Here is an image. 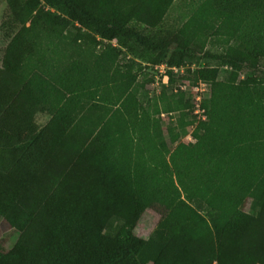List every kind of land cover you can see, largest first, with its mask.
I'll return each mask as SVG.
<instances>
[{
	"label": "trees",
	"instance_id": "trees-1",
	"mask_svg": "<svg viewBox=\"0 0 264 264\" xmlns=\"http://www.w3.org/2000/svg\"><path fill=\"white\" fill-rule=\"evenodd\" d=\"M4 2L0 264H264V77L241 78L264 68V0H199L176 27V0ZM197 53L220 64L184 76L207 119L169 146L134 69L166 63L164 111L192 112L173 69Z\"/></svg>",
	"mask_w": 264,
	"mask_h": 264
},
{
	"label": "rangeland",
	"instance_id": "rangeland-1",
	"mask_svg": "<svg viewBox=\"0 0 264 264\" xmlns=\"http://www.w3.org/2000/svg\"><path fill=\"white\" fill-rule=\"evenodd\" d=\"M199 0H176L172 8L170 9L166 24L168 26L176 27L180 25V22H184L188 19L189 16L197 8V3ZM6 9V4L4 0H0V66L2 65L3 56L5 53V49L9 43L10 36H11V29L9 21L3 20V13ZM181 22V23H182ZM113 44H117L116 41ZM102 49V48H101ZM101 49L97 50L94 54L95 56H99L101 53ZM222 50V46L218 43L212 47L211 52H218ZM169 53L165 55V57H169ZM133 58V57H132ZM93 60H96V57H93ZM124 57L120 60V64L125 63ZM128 60V59H127ZM126 60V61H127ZM146 64L142 63V65H137L134 69L137 75V82L138 84H143L145 78H143V72H148L150 74L149 78H153V82L150 84H146V89L141 90L138 94V98L140 102L145 106V108L151 114L153 119H157L161 123L162 131L164 134V139L166 142L171 146L170 140L171 136L168 134V130L171 129L173 131L174 137H178V140L174 147L177 146L180 142H195L193 137L191 136V131L195 128L197 122L199 120H206L207 118L203 116V111L198 108L199 102L205 97H208V88L207 86L202 85H192L191 81L187 80L184 76L186 75V70L190 68V70H195L198 68L203 67H217L220 66L218 62H215L211 58L207 57L203 53H197L192 58H189L186 62L185 66L182 67H175L173 69L174 77H176V86L175 92L182 91L187 94L186 98L192 96V99L195 100V109L192 112H186L184 114H179L178 112L173 113H166L164 111V102H162V98H164V91L162 86H168V78L166 77V72L170 70L167 67V64L164 63L160 66L152 68V66L145 67ZM252 75H258L264 77V68L258 72H253L247 68H245L242 72V79L247 78ZM195 86V87H194ZM145 90L148 92V98L144 97ZM199 99V100H198ZM49 116L40 112L37 115V121L40 125H45L48 120ZM194 122L192 127L185 128L184 125L189 122ZM188 132H187V131ZM187 132L186 136L184 132ZM251 208V202H249L246 206V210L248 211ZM160 219V215L155 211H147L142 220L140 221L137 227V235L143 239H147L151 232L156 227L158 221Z\"/></svg>",
	"mask_w": 264,
	"mask_h": 264
},
{
	"label": "built area",
	"instance_id": "built-area-1",
	"mask_svg": "<svg viewBox=\"0 0 264 264\" xmlns=\"http://www.w3.org/2000/svg\"><path fill=\"white\" fill-rule=\"evenodd\" d=\"M114 42V41H113ZM168 78V77H167ZM200 85H202V86H206L205 84H200ZM199 100V99H198ZM198 106V108H200V102H199V104L197 105ZM205 117V116H204Z\"/></svg>",
	"mask_w": 264,
	"mask_h": 264
}]
</instances>
